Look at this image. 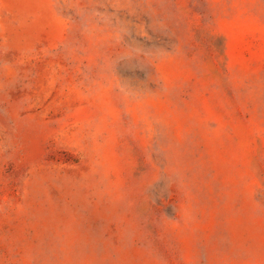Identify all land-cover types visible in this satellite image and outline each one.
Masks as SVG:
<instances>
[{"label": "rangeland", "instance_id": "rangeland-1", "mask_svg": "<svg viewBox=\"0 0 264 264\" xmlns=\"http://www.w3.org/2000/svg\"><path fill=\"white\" fill-rule=\"evenodd\" d=\"M0 264H264V0H0Z\"/></svg>", "mask_w": 264, "mask_h": 264}]
</instances>
